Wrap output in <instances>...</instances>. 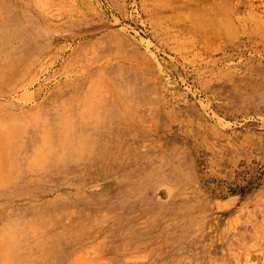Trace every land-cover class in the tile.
<instances>
[{
  "label": "rangeland",
  "instance_id": "rangeland-1",
  "mask_svg": "<svg viewBox=\"0 0 264 264\" xmlns=\"http://www.w3.org/2000/svg\"><path fill=\"white\" fill-rule=\"evenodd\" d=\"M6 21L37 49L0 72V264H264V0Z\"/></svg>",
  "mask_w": 264,
  "mask_h": 264
},
{
  "label": "bare ground",
  "instance_id": "bare-ground-1",
  "mask_svg": "<svg viewBox=\"0 0 264 264\" xmlns=\"http://www.w3.org/2000/svg\"><path fill=\"white\" fill-rule=\"evenodd\" d=\"M241 4H242L241 2H238L236 4V6L233 10L234 15H236L239 12L240 7L242 6ZM248 5L253 6L252 3H249ZM204 12H205V10L203 11V13ZM17 35H18V31H14V29L11 27V24L9 21L0 23V54L3 52H6L8 54V57H9L8 60H6L5 62H3L0 65V72L1 73L3 72V74H5L9 69L12 68V66L14 65V60L17 59L19 56L23 55L26 52H33V50L37 49V47L35 45L28 46V48H27L21 43L15 45V46H12L11 42L17 37Z\"/></svg>",
  "mask_w": 264,
  "mask_h": 264
}]
</instances>
